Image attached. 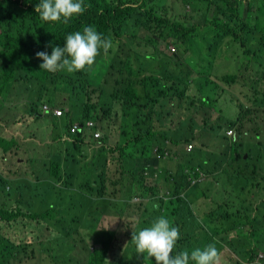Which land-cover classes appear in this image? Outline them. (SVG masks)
<instances>
[{
    "label": "trees",
    "instance_id": "obj_1",
    "mask_svg": "<svg viewBox=\"0 0 264 264\" xmlns=\"http://www.w3.org/2000/svg\"><path fill=\"white\" fill-rule=\"evenodd\" d=\"M38 3L40 0H0V58L5 66L0 74V98L2 93L7 92V95L10 94L8 102L12 104H0V166L6 165L7 168V172L0 171V254L7 257L0 260V264H9V260L16 258L22 261L29 254H34V248L38 247L42 254L45 250L54 252V255H47L49 264H119L123 254L127 253L123 250L128 246L132 247L131 254L127 253L130 264H155L154 258L151 260L136 252L131 243L133 230L125 232L120 227L104 229L111 239L102 241L104 247L100 250H87L79 231L68 232L65 236L70 239L68 241L61 239L64 235L49 224L57 216L55 207L44 211L37 209V202L45 201L49 193L55 191V185L61 183L67 187L73 184L69 161L81 163L79 156L85 153L81 150L85 137L84 134H76L73 141L62 140L57 135L52 137L53 145L48 143L47 148L41 151L51 163L49 182L44 183L32 167L36 163L29 159L26 145L17 140L16 131L24 137L33 135L34 126H31L43 122L50 132L55 128L58 130L56 134L64 131L68 135L71 128L67 121L69 113H65L62 117L64 123L59 125L57 122L62 121L61 117L52 116L42 105L46 103L53 108L64 109L63 103L70 98L82 105L85 120L108 122L109 131L99 140L103 146L96 148L99 160L95 162L92 157V170L83 167L78 176L81 175L78 181L83 191L96 194L103 201L110 200L107 213L94 220L98 223L95 229L103 225L108 216H112L118 224L133 206L141 207L142 213L134 231L150 226L161 215L168 217L179 228L180 239L173 254L180 250H188L189 253L194 250L191 249L193 243L196 247L202 238L198 239V235L193 233L197 229H206L214 236H229L227 244L237 257L234 264H264V174L260 173L264 170L261 167L264 163V87L261 86L264 72L255 71L251 83L248 82L249 76L242 72L226 76L219 80L224 86L218 85L213 97L209 93L203 94L202 89L198 90L199 96L193 97L204 107L206 102L218 103L225 95L237 101L234 105L235 118L219 125V138L217 131L207 128L208 124L204 123L206 130L215 135L213 137L209 132L207 140L203 135L205 130L191 115L176 126L163 124L172 118L169 104L177 102V108H185L180 104L188 99L190 103V97L185 98L189 87H182L189 75L173 74L175 72L171 70L157 73L156 69L145 74L153 64L163 59L164 49L160 42L168 44L174 39L173 44H181L183 50L190 54V58L181 59L178 56L186 66L191 57L199 54L190 50L189 45L203 41V36L206 42L212 44L208 48L212 61L223 55L225 44L220 41L231 37L239 45L241 56L263 68L264 0H83L85 12L67 23L63 20L42 21L34 10ZM255 9L259 14L253 15ZM196 13L198 17L195 19ZM183 17L186 23H182ZM191 20L199 24H195L191 32L184 31L182 27L188 26ZM85 26H94L99 33L110 38L112 46L107 52L114 53L116 50V53H123L125 60L118 58L114 61L111 58L108 61L103 56L107 52L101 50L96 58L97 75L89 76L84 70L73 73L40 70L43 61L36 57L37 52L50 55L53 47L64 46L68 34L82 32ZM142 39L146 41L143 52L138 44ZM150 49L157 52L151 55ZM109 70L119 72L114 90L110 93L107 91ZM245 79L246 82H241ZM29 81L32 82L33 97L27 95L25 99L18 100L21 96L17 86L23 89ZM202 81L201 76L196 85ZM207 81L211 83L212 79L208 77ZM236 84L242 85V92L246 93L250 105L232 94L230 85ZM104 95L110 101L115 100L114 107L108 106L110 103L103 99ZM124 107L128 109L124 111ZM208 108L225 117L223 108L220 111L212 106ZM123 117L127 118L125 124L119 126L124 128L119 134L122 140L116 141L115 147L111 148L113 140L110 136L115 131V120L121 121ZM80 119L83 121V118ZM130 125L133 130H126ZM184 127L199 132L197 137L188 136ZM229 129L234 130L236 141L227 135ZM220 140L230 145L227 147ZM190 142H194L195 149L187 152L183 146ZM67 143L70 145L65 150ZM212 144L217 148L213 150ZM36 148L34 145L33 149ZM20 151L31 162L32 173L17 165L18 159L7 163ZM205 152L211 153L212 157L206 159ZM221 163L224 168L236 166L224 180L214 174L221 169ZM113 165L119 167V177L117 171L113 176L109 174ZM15 166L16 170L25 173L14 180L18 175ZM84 170L87 171L83 173ZM9 185L16 197L5 190ZM214 185L216 192L214 197H210L204 188L211 191ZM20 187H30L32 192L20 193ZM193 189L196 192H191ZM197 196H203L209 205V199L214 198L204 217L195 202ZM30 197L32 202L28 201ZM153 204L158 207L153 209ZM232 231L235 234H231ZM37 240L40 242L37 243ZM46 243H49V248H45ZM76 249L80 250L79 255L72 254ZM112 250L120 253L119 258L113 261L109 258ZM85 251L87 254H84Z\"/></svg>",
    "mask_w": 264,
    "mask_h": 264
},
{
    "label": "rangeland",
    "instance_id": "obj_2",
    "mask_svg": "<svg viewBox=\"0 0 264 264\" xmlns=\"http://www.w3.org/2000/svg\"><path fill=\"white\" fill-rule=\"evenodd\" d=\"M181 11L183 14L185 13L184 10L181 9ZM256 11L257 10L255 9L253 15L259 14ZM194 24H199V22H197L195 20ZM173 40L174 39L170 40L168 42V45L171 44ZM139 42H141L142 44H140ZM139 42H138V44H140V45H143L144 43H146L145 39H142V41L139 40ZM220 43L225 44L224 52H223L222 56L214 58L215 62H210L211 53L208 50V48L210 46H212V44H209L208 42H206L204 36H203V41H200L198 44H190L189 49L195 50L196 53H199V54L197 56L191 57V61L187 62L186 66L184 65L183 62H181V59L182 58H188L189 54H187L186 51L183 50V48L181 46H178V45H175L172 43L173 45H175L177 47V53L174 56H172L173 59L171 61L164 60V61H161L160 63H156L154 66L152 65L150 67L151 69H149L147 72H145V74L150 73V72H155L156 70H157V73L161 72V71L165 72L166 69H168V68H170L171 71L175 72L173 74H181V73L184 74L187 72L193 73L192 70H194L196 73L202 74L201 75L202 80H208V77L211 76L212 82L209 83L208 81H206L208 83V86H205V85L203 86V88H204L203 94L209 93L211 96H212V94L215 96L216 93H215L214 89H216L218 87V85L224 86V83H220L219 80H222V78L229 76V75L240 74L239 72H243V74L246 77L249 76L248 82L251 83L250 80L253 79L252 76H254V74H255V70H256L255 67L257 66V64L255 62H252V61H247L249 58L241 56V50H240L239 45L237 43H235L231 37L223 38L220 41ZM159 44L161 47H163V45L165 43L160 42ZM252 45H254V44H252ZM139 50H141V48H139ZM150 51L151 52L149 54H151V55H153L157 52V51H154L153 49L152 50L150 49ZM238 55H240L241 57H238ZM103 56L107 57L108 61H110L111 58H114V61H117L118 58L125 60L123 53H116V50L114 53L107 52V55L105 54ZM178 56H181V59H179ZM257 59L260 60L261 58H257ZM209 62L212 64V67L209 66ZM247 66H250L251 68H249V70L247 69V71H244V67H247ZM11 67H12V64H10L9 68H11ZM4 70H5V66H3V59L0 58V74H2L4 72ZM257 70H258V73H263L264 67L263 68L258 67ZM84 71H86L89 76H90V74L97 75V73H96L97 72L96 60L92 66L86 67L84 69ZM108 72L110 75L109 76L110 85H108L107 91H108V93H110L111 91L114 90V87H115L114 81L117 78L119 72L118 71H111V70H109ZM114 74L116 75V77L114 76ZM194 76L198 78V75L195 73H194ZM246 80L247 79L242 80L241 82H246ZM230 86H231L230 88H231L232 94H235L244 104L250 105V101L246 97V93L242 92V85L236 84L234 86L233 85H230ZM261 86L264 87V82L261 84ZM17 87L19 89V94L21 96V98H19L18 100L25 99V97L28 94H29L30 98L33 97L32 82L29 81L28 83L25 84V88L27 87V90H25V88L21 89V87L19 85ZM29 87H30V89H29ZM79 90L82 93H84L81 88H79ZM13 91H14V89H13ZM13 91H12V93H13ZM191 92H194V89L192 87H189V91L187 93H185L186 99L191 96ZM9 95L10 94L7 95V92L1 94V98H0V104L1 105H4V106L5 105H12L8 102V100L10 101ZM219 95H224V94H219ZM103 99L107 100L110 103L108 106L114 107L113 104H114L115 100L110 101V99L108 98L107 95H104ZM216 99H218V97ZM214 102L215 101L206 102L207 107L212 106L217 111H220L223 108V110H224L223 114L228 120H232L235 118V111H234L235 107H234V105L237 103V101H233L225 95V96L221 97V99L218 103H214ZM1 105H0V108H1ZM127 109H128L127 107H124V111ZM130 110L132 111L131 113H132L133 117H135L137 119V116L134 113V111L132 109H130ZM70 111H71V113L67 117L68 122H71L72 120H76V119L80 118L82 116L83 107L79 102L72 100L70 103ZM180 112H181V108H179L176 111V113H180ZM122 114H123V112H122ZM201 114L205 115V118H208L213 124L219 122V121H216L215 118H216V116H218V117H220V116L218 114H215L212 109L206 108L204 111H199L198 113H196V116L198 117L201 124H202ZM126 118L127 117H123L121 119V121L115 120V124L117 126L115 125V131H113V134H111V136H110V139L113 140L111 148L115 147L116 141L122 140V138L119 134L122 133L124 128H120L119 126L121 124H125ZM171 120H173V119H171ZM57 123L59 125H62L64 123V120H62L61 122H57ZM32 127H33V135L29 134L27 137L20 135L19 132L16 131V136H18L17 140H19L21 143L26 145L25 149H27V151H29L27 153V155H29V159L31 161L35 160L37 162V164H36L37 166L35 168V171H36V174L38 176H40V181H42L44 183H48L49 178H50L48 170L51 167V163H49V158H45V156L43 155V153L41 151H43L45 148H47L48 143L51 144V142L53 140L52 137H55L56 135L59 136L61 134L60 133L56 134V130L53 129L55 131L54 135H53V130L50 132L48 125L46 123H43V122H37V123H35V125L33 124L31 126V128ZM112 127H113V124H112ZM57 128H59V126ZM126 130L132 131L133 130L132 125L127 127ZM7 131H10V129L7 128ZM103 131H104V133H107L109 131V128L106 127L103 129ZM211 133L214 137L215 136L214 133L213 132H211ZM206 140H207V137H206ZM33 144L35 145V147L37 146V148H36L37 150L33 149V147H34ZM51 145H53V144H51ZM69 145L70 144H68V143L66 145H64L65 150H67V148H69ZM108 145H109V142L107 143V146ZM212 145H213V148H212L213 150L217 148L215 144H212ZM53 148L56 151V147L53 146ZM62 149H64V148H62ZM81 150L85 151L84 156H79L81 163H77V162L74 163V162H72V160L69 161V168L71 169V172L73 174V177H72V179L70 178V181L73 184L71 186H67V187H63L61 183L55 185V188H54L55 191H51L49 193V195L46 197L45 201H43L39 204L37 202L36 206L38 205L37 209L40 211H42V210L44 211V210L48 209V207H55L56 208L57 216H56V218H53V220H50L49 224L54 225L55 228H57L62 233V235H64L61 239H67L65 236L68 234V232L74 233L77 230L82 235V237L84 239L83 244L87 248V250L94 249V248H98L100 250V244L102 243V241L106 242V240L109 241L111 239L108 235H106V231H104V229L112 228V227H120L125 232H130L132 230L134 231L135 226L137 225L136 222H137L140 214L142 213V210H141L142 208L133 206L128 211L127 217L122 219L121 222L118 224L113 220L112 216H108L107 218H105L103 220L102 223H104V224L101 225L100 227H98L97 229H95L96 225H98V223H95L94 220L99 219V215H101L103 213H107L106 211H107L110 200L107 199V200L103 201V200L99 199V197H97L96 194H90L87 191H83L81 189V187H79L80 182L78 181V179L80 180L81 175L79 178H78V176H79V171L81 170V168L84 167L86 169L92 170V166H93L92 165V157L94 158L95 162H97L99 160V158H97L98 149L93 148V146L86 144L85 146H83L81 148ZM34 153H36L38 155V159L34 158L35 157ZM78 154L79 153H77V155ZM14 156H15L14 158L13 157L9 158L7 160V163H9L11 161L16 162V160L18 159L19 161H18L17 165H21L22 168L26 169L25 171H31L32 170L30 164L25 163L26 155L23 151H20L19 153L15 154ZM210 157H212L211 154H210ZM61 159H62V157H61ZM38 160H39V163H38ZM16 168L17 167L15 166V172H18V176L19 177L23 176L25 171H18V170H16ZM0 171H6L7 172L6 165L0 166ZM86 171L87 170H84L83 173H85ZM116 171H117V176L119 177V167H116V165H113L111 167V171L109 174L111 176H113V174H115ZM87 176H89V175L87 174ZM92 181H93V179H92ZM92 181H91V183H92ZM161 183L164 186V181L162 179H161ZM34 184H37V182H34ZM201 189H202V187H201ZM204 190L208 193V195L210 197H214L215 192H216V187L214 185V190H211V191H207L206 188H204ZM40 191H41V188H40ZM24 192L25 193H31L32 190L30 187H28V188L20 187V193H24ZM191 192H196V189L191 190ZM51 194H53V195L50 196ZM213 199H209L210 205L212 204ZM217 199L218 198L216 197L215 200H217ZM28 201L32 202V198L31 197L28 198ZM195 202H197V204L199 205V207H198V210H200L199 213L201 214V216L204 217L205 212L210 207V205L204 201L203 196L195 197ZM49 204H52V205L48 206ZM231 234H235V232L232 231ZM201 236H202V239L198 240V248L202 249L207 244L214 243L215 246L217 247L218 251H219V262H218V264H234V261L236 260L237 257L232 253L230 246L227 244L226 240H228L227 237H229V236H223V237L222 236H214V235H212V233L211 234L207 233L206 229H203V231L201 232ZM231 236H233V235H231ZM67 240L70 241V239H67ZM28 241L31 242L32 239L29 238ZM39 242L40 241L37 240V243H39ZM33 244H35V243H33ZM49 247H50L49 243H46L45 248H49ZM131 248H132L131 246H128L123 251L131 254ZM127 253L123 254V257H121L119 264H130ZM72 254L73 255H79L80 250L76 249L73 251ZM84 254H87V251H85ZM31 255H33L34 257ZM47 255H54V252L53 251L49 252V251L45 250V253L42 254L40 252V248L38 247V248H34V254H29L27 257L23 258L22 261L18 258L14 259V260L11 259V260H9V264H49V260L47 259ZM119 256H120V253H115L113 255V257H111V259H118ZM5 258H7V257L2 256L0 254V260L1 261H3ZM108 264H111V263H108Z\"/></svg>",
    "mask_w": 264,
    "mask_h": 264
},
{
    "label": "clouds",
    "instance_id": "obj_3",
    "mask_svg": "<svg viewBox=\"0 0 264 264\" xmlns=\"http://www.w3.org/2000/svg\"><path fill=\"white\" fill-rule=\"evenodd\" d=\"M34 10L39 15V18L44 22H59L63 20V22L67 23L74 16L84 13L86 8L84 6L83 0H40V3L35 5ZM195 17H198V15L195 14L194 18ZM194 22L195 21L191 20L188 26L184 25L182 27L184 31L187 30V32H191V28L194 27L195 25ZM182 23H186L185 17H183ZM144 45L145 44L143 45L139 44V48H141L142 52ZM175 45L181 46V44H175ZM175 45L171 43L169 45L164 44L163 47H161L162 49H164V56L162 61L164 60L171 61L173 59L172 56H174L177 53V47ZM111 46H112V41L110 38L103 36V34L99 33L94 26H85L82 32L76 31L74 33L68 34L64 39L63 47H59V46L53 47L50 55L47 54L46 52H37L36 57L43 61V63L40 64L39 66L40 70L43 69L51 73H55L59 71H66L68 73H73L76 71H82L86 67L92 66L95 63L96 57L101 54V50H103L106 53ZM212 62H215V60H213ZM155 64H153V66ZM209 66L212 67V64L210 63ZM249 68L251 67L249 66ZM255 69H256L255 71H258L257 70L258 65L255 67ZM169 70L170 68L166 69L165 72ZM244 71H247L246 67H244ZM192 72L193 73L191 72L186 73L189 75V78L186 80L185 84L182 85V87L188 86L194 89V92H191V96H190L191 104L189 103V99L183 101L180 105H184L185 108H181L180 113H176V111L179 109L177 108V106L179 105L177 102H173L169 104L168 108L170 109V112H172L171 114L173 118L171 119L173 120H170L169 118L163 124L166 126H172V125L176 126L178 123H180L181 121L183 122L188 118L189 115H191V117L196 119L197 124L200 126V128L202 130L203 129L205 130L203 132V135L206 136L207 139L211 132L209 130H206V128L204 127V123L208 124L207 128H211V127L214 128L217 131L219 138V134L221 132V130L219 129V125L224 124L229 120L223 117L219 112H215V110L212 109L215 114H218L220 116V117L216 116L215 118V120L219 122L213 124L208 118H205V115L201 114L202 124L200 123L198 117L196 116V113H198L199 111H204L208 107L207 106L204 107L199 102V100L194 98L193 96H199L197 93L198 90L200 89L203 90L204 89L203 86L204 85L208 86V83L206 82L207 80H204L199 85H196L197 82L200 81L202 74L196 73L194 70H192ZM194 73L198 75V78L194 76ZM209 77L211 78V76ZM71 101L72 99L70 98V100H66V103H63L64 109L58 107L53 108L52 106L46 103L42 105V108L46 111H50L52 113L51 115L54 117L57 118L61 117L60 119L62 120V117L65 115L66 112L69 113V115L71 113L70 111ZM197 107H199L198 110H196ZM189 108L190 111L188 110ZM83 115H84V109L82 111V116L80 117L83 118V121L80 118L76 120H72L70 122L71 125L70 133L67 135L66 133H64V131H61L60 132L61 136L59 135V138H61L62 140L67 138L68 140L73 141L74 136L76 134H84L85 143L83 144V146L88 144L93 146V148L102 147L103 144L99 140L103 135H105L103 129L108 127L107 125L108 123L101 122L97 118H96L97 120L95 119L85 120ZM178 115H182L183 117ZM184 129L188 132V136H192L194 139L197 137V134L199 133L188 127H184ZM57 131L58 130L56 129V132ZM227 135L233 138V141H236L237 138L233 129H229L227 131ZM220 141L221 143L227 145V147L228 145H230L226 141H222V140ZM194 147H195L194 142H190L189 144H184L183 149L186 150L187 152H191L192 150L195 149ZM207 152H205L207 155L206 159H209L211 158L210 157L211 153H207ZM34 154H35L34 158L35 159L38 158V155L36 153ZM230 158L231 156L229 154V159ZM25 162L30 164L32 161L30 162L27 158H25ZM34 162L37 164L36 161ZM229 162L231 164V161ZM36 164H32L33 169L36 168L37 166ZM219 166L221 169L214 171V174L220 177L219 178L220 180H224L229 174L234 172V170L236 169L235 165H232L230 168H224V165L221 163ZM261 167L264 169V163L261 165ZM32 172L33 171L31 170V173ZM260 173L264 174V170H260ZM16 177H18V175L15 176L14 180L16 179ZM5 190L7 192L11 191L13 195L14 190L12 186L9 185ZM152 207L153 209H156L158 205L153 204ZM199 230L200 229H197L193 233V235L195 234L198 235V239L202 238L201 236L202 231L200 230L201 231L200 232ZM179 239H180L179 228L175 226L174 223L165 215H161L157 217L151 223L150 226L143 227L139 231H132L131 234V243L135 246L136 252L138 254H142L143 256L146 255L147 258L151 260L154 258L155 264H218L219 251L214 243H209L206 246H204L202 249L198 248V244L195 247V244L193 243L191 249L194 250H191L190 253L188 250H180L178 252H175V254H173L174 250L176 249V243ZM102 247H104L103 243L100 244V248ZM114 254H115L114 250H112L109 253V258L111 261L114 260L111 259V257H113Z\"/></svg>",
    "mask_w": 264,
    "mask_h": 264
},
{
    "label": "built area",
    "instance_id": "obj_4",
    "mask_svg": "<svg viewBox=\"0 0 264 264\" xmlns=\"http://www.w3.org/2000/svg\"><path fill=\"white\" fill-rule=\"evenodd\" d=\"M58 113H61V112H58Z\"/></svg>",
    "mask_w": 264,
    "mask_h": 264
}]
</instances>
